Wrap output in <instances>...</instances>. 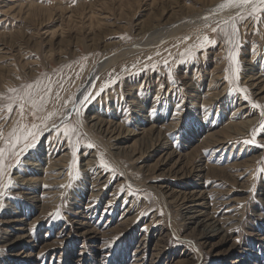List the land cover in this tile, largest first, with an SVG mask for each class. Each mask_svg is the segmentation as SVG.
I'll list each match as a JSON object with an SVG mask.
<instances>
[{
    "label": "rangeland",
    "instance_id": "rangeland-1",
    "mask_svg": "<svg viewBox=\"0 0 264 264\" xmlns=\"http://www.w3.org/2000/svg\"><path fill=\"white\" fill-rule=\"evenodd\" d=\"M225 3L0 0V148L38 125L33 148L4 153L0 264H264V100L246 76L252 67L264 81V11ZM205 36L214 43L198 47ZM124 47L77 105L81 125L57 123L97 63ZM215 91L254 122L229 140L207 137L234 105L218 97L201 116ZM95 114L114 129L91 125ZM54 159L60 177L24 178L33 162L39 179L49 174ZM190 187L204 191V219L181 211L177 191ZM214 222L222 230L207 234Z\"/></svg>",
    "mask_w": 264,
    "mask_h": 264
},
{
    "label": "bare ground",
    "instance_id": "bare-ground-1",
    "mask_svg": "<svg viewBox=\"0 0 264 264\" xmlns=\"http://www.w3.org/2000/svg\"><path fill=\"white\" fill-rule=\"evenodd\" d=\"M217 3V2H216ZM215 3V4H216ZM217 6V5H216ZM214 8V7H213ZM185 9H188L189 11H194V9L192 7H189V6H185ZM209 10H211V7L209 8ZM213 10V9H212ZM205 12V11H204ZM230 14V13H228ZM227 14V15H228ZM192 16L194 15V13L191 14ZM168 25V24H167ZM154 27V26H153ZM170 28V27H169ZM157 38V37H156ZM160 38V36H159ZM31 39V38H30ZM153 43L155 42H159V40H155V41H152ZM150 42L148 43H144L142 46L138 45L137 46H134V47H145V46H148ZM136 48V49H137ZM131 48L130 47H124L123 49L121 50H118L116 52H114L112 55L110 56H107L105 59H103L101 62H98L97 65L95 66L94 69H92V71L90 72L89 76H88V79H87V82L86 84L83 86V88L81 90L78 91V93L75 94V99H74V104H71L70 106H68L65 111H64V114H63V117L60 118V120L57 122V123H60L62 121H65L67 120L68 116L69 118L70 117H74L78 124L81 125V121L78 119V106H79V103H80V100H82L84 97H86V95L90 92V89L92 88L93 84H94V81L96 79V76L99 74L100 71H102L103 69H105V67L107 66V64L109 63V61H115L116 59H118L119 57H123L125 54H128L132 51V49L130 50ZM1 51V50H0ZM2 54V53H1ZM5 54V53H4ZM7 54V53H6ZM9 54V53H8ZM4 58L5 55H2ZM8 57H11V56H8ZM1 58V57H0ZM5 61V60H4ZM249 63V61H248ZM1 65V63H0ZM110 65V64H108ZM4 66V65H3ZM8 68V67H7ZM10 68V67H9ZM8 68V69H9ZM246 68V67H245ZM258 68V67H257ZM11 69V68H10ZM248 70H250V73L249 75H246L248 77V82H249V85L251 86L253 92H254V95L259 98V99H262L264 100V81L263 79H259V75L256 76V72L254 71L255 69H253L252 67H250ZM2 71V70H1ZM9 71V70H7ZM6 71V72H7ZM215 72V71H214ZM249 72V71H248ZM216 73V72H215ZM2 74V73H1ZM217 74V73H216ZM245 75V74H244ZM217 77V76H216ZM214 77L213 75H211V79L209 82H212L213 81V78H216ZM246 77V79H247ZM262 82V84H261ZM213 84V83H211ZM211 84L209 83L208 86L210 87ZM219 86V85H218ZM222 86V85H221ZM224 86V85H223ZM223 86L221 87V90L223 88ZM133 89L137 90L138 91V94L140 95L141 94V87L140 85H137L136 87H134ZM215 89V88H213ZM209 90V89H208ZM208 92V91H207ZM220 91H215L213 94L211 95H207V98L204 99L202 101V115L203 117H206V114H209L207 112V109L208 107H210V104L212 103L213 100H218V97H220L219 99H222V93ZM230 97V96H229ZM228 96H226L225 98L222 99V102H227L229 107L233 105L231 109V111H229V114L227 115V121L226 123L219 129V130H215L209 134H207V137L208 138H213L214 136H217L216 138H219V136H222L224 139L226 140H229V136H232V134L236 135V134H240L242 131H245L247 130V128L250 126V124L253 122V119H247L246 116L247 115V106H245L244 104L242 103H235V101L233 100V98H229ZM97 103V101L95 102V104ZM78 105V106H77ZM98 116V115H97ZM95 115H91L89 116L88 118V121L90 122L91 125L95 126L96 128H100L104 125H106L105 128H103V131H106L107 129H110L113 130L114 128H110L112 127L113 125V122L110 121V120H104V119H100L98 118ZM254 123V122H253ZM213 130V129H212ZM108 132V131H107ZM160 132V131H159ZM114 133V132H113ZM120 133V132H119ZM161 133V132H160ZM158 134V133H157ZM162 134V133H161ZM161 136L160 134L156 137H159ZM162 137V136H161ZM114 139H117V138H120L119 137V134H116L114 137ZM221 138V139H223ZM229 138V139H227ZM226 140H211L212 142H220V143H223V142H227ZM157 143H155L151 149H150V153H154L157 151ZM51 147V146H49ZM118 148V147H116ZM108 148H106V151ZM167 150H165L163 153H166ZM111 152V151H110ZM108 151V153H110ZM61 153V152H60ZM168 155L172 154V152H169L167 153ZM111 155V153H110ZM167 155V156H168ZM140 156V155H139ZM139 156L137 158H139ZM61 157V156H60ZM62 158V157H61ZM141 159V157H140ZM56 160V159H54ZM58 160H61V159H57L56 161H51V160H47V163H46V171H49V174H45L43 177H41L40 179L38 178L39 176V173L42 174V172L40 171H37V172H34L36 171V165H38L36 162H33L32 163V166L33 168L31 167V169L33 170V173L30 174H26L24 175V178L27 180V181H33V180H39V181H43L46 179L47 181V178L49 176L51 177H60V175L62 174V169L64 167V164L59 163ZM136 160V159H135ZM92 162V161H91ZM90 161H87V163L90 165L91 163ZM143 163V162H142ZM142 163H140L142 166H145L143 165ZM181 158L180 156H178L176 158V160L174 161V163L172 164L171 166V169L174 171L172 172L174 175L178 176L177 179H181L183 178L184 176V173L183 174H179V172L183 171L181 168ZM88 164L86 167H88ZM92 164V163H91ZM237 164V163H236ZM230 166V165H229ZM140 167V166H139ZM28 170V169H27ZM51 170H54V172L52 173ZM43 171V170H42ZM29 172V171H28ZM191 172V171H190ZM43 175V174H42ZM35 176V177H34ZM34 177V179H33ZM186 185V184H185ZM170 187H168L169 189ZM160 191V189H159ZM162 191V190H161ZM164 193V191H162ZM170 193L172 194L173 193V190H171L170 188ZM168 194V193H167ZM166 194V195H167ZM175 194V193H174ZM180 194H182L181 198H180V202H179V206L181 208V211H183V214L185 215V218L190 220V221H193V220H196V219H204L206 218V200H205V196H204V191H199L198 189L195 190V188L193 187V189L190 187V188H187V189H184V190H178L177 191V196H179ZM214 195V194H213ZM168 196V195H167ZM176 199V198H175ZM207 199V198H206ZM173 200V199H172ZM208 201V200H207ZM175 202V201H174ZM178 203V202H177ZM212 218V217H211ZM129 219V218H128ZM126 220V219H125ZM209 220V219H208ZM211 220V219H210ZM124 221V220H123ZM204 221V220H203ZM216 221V220H215ZM210 225H213L211 229H209L207 231V234L209 233H213V234H216L218 233L219 231H221V225H219L218 223L216 224L215 222L214 223H211ZM224 226V225H223ZM211 227V226H210ZM83 233H90L89 230H86L84 231ZM20 236H23V235H18L17 237H20ZM143 247L144 246H141L140 244L138 246H136L135 250L136 252H139V251H142L143 250ZM143 254V252H142ZM141 254V255H142ZM143 256V255H142ZM138 257V256H137ZM136 257V259H137ZM140 257V255H139ZM141 258V257H140ZM139 259V258H138ZM142 260V259H141ZM243 261L240 260L238 262V264H245V261L242 263Z\"/></svg>",
    "mask_w": 264,
    "mask_h": 264
},
{
    "label": "snow or ice",
    "instance_id": "snow-or-ice-1",
    "mask_svg": "<svg viewBox=\"0 0 264 264\" xmlns=\"http://www.w3.org/2000/svg\"><path fill=\"white\" fill-rule=\"evenodd\" d=\"M233 6H239L241 8H244L245 6H250L252 9V13L254 14L260 11H264V0H226L225 4L220 5L221 8L233 7ZM213 31L215 32L216 29H213ZM205 43H214V41H209L208 37L205 36L203 38V41L198 45V47H203ZM27 87L31 88L32 85H28ZM11 91H15V89H12ZM85 100H87V97H85ZM83 102L84 101H81V103ZM33 105L35 106L34 101H33ZM9 110H11L10 106H9ZM34 115L35 113H33V116ZM52 115H53L52 113H49L48 117H46L45 119L50 118ZM262 115H264V113H262ZM37 128H38V125L32 124L31 129L26 130L21 135H16L15 130L9 133V136L13 137L12 141L9 142L8 140H5L4 143L6 147L0 148V176L4 175L6 171L4 167V161H3L4 153L6 151H9L10 149V154H15L17 157H19L22 153L26 152L28 149L33 148L35 146L34 143L29 142V141L30 139L32 141H35L37 139L36 132L33 131L34 129H37ZM70 131H71L70 129L65 128L64 129L65 136L69 135ZM2 138L3 137L0 136V139ZM21 143L23 144V146L20 147L19 152H17L16 149ZM89 147H91V145H89ZM17 163H19V160H17ZM101 164L105 168H108V165L105 164L103 160H101ZM8 167H12V165H8ZM4 186L7 187V185H4Z\"/></svg>",
    "mask_w": 264,
    "mask_h": 264
}]
</instances>
